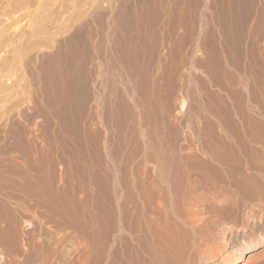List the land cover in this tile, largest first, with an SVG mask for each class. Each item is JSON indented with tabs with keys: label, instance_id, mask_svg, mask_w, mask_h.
Listing matches in <instances>:
<instances>
[{
	"label": "bare ground",
	"instance_id": "bare-ground-1",
	"mask_svg": "<svg viewBox=\"0 0 264 264\" xmlns=\"http://www.w3.org/2000/svg\"><path fill=\"white\" fill-rule=\"evenodd\" d=\"M255 19L247 30L221 24L224 45L212 29L198 32L183 65L160 60L152 75L145 65L137 83L127 84L130 92L106 66L94 72L91 91L80 84L76 92L78 108L68 123L72 139L42 145L26 141L20 129L13 132L18 140L1 152L17 157L7 174L0 172L10 187L0 197V264H231L236 258L264 264V12ZM133 52L131 62L139 55ZM67 71L64 82L71 78ZM56 87L48 94L62 112L70 94ZM181 94L186 107L176 112ZM56 150L61 173L52 166L59 162L53 160ZM27 212L38 219L36 234L19 227Z\"/></svg>",
	"mask_w": 264,
	"mask_h": 264
},
{
	"label": "rangeland",
	"instance_id": "rangeland-1",
	"mask_svg": "<svg viewBox=\"0 0 264 264\" xmlns=\"http://www.w3.org/2000/svg\"><path fill=\"white\" fill-rule=\"evenodd\" d=\"M138 1H139V3H138ZM174 1L173 0H154V1H152V0H148V1L147 0H141V1L140 0H131V2H130V0H0V100H1V102H0V130L2 129V131H0V161L2 162V163L0 162V164H2V165H0V168H1V166L3 167L2 170L0 169L1 174H3V173L7 174L6 173L7 171H5V168H6V170H8L10 165H12L13 163L16 162L14 158L17 157L16 156L17 154L16 155L6 154L7 150L5 148L7 143L14 142V141L18 140V138L15 136V133H13V132L19 131V129H20V132H22V131L24 132V133L22 132V134L25 136V139H27L26 141H28V140L29 141H35V142H38V144L40 142V144H42V145L44 143H46V141H52V140L58 141L60 139L61 140L67 139V137H68V139L73 138V134L71 133L72 129H70L71 126L70 127H68V126L70 123L72 124L74 113H75L76 109L78 108V101H75V100H78L77 97L80 96V94L76 93V92H79L78 90L80 88L79 87L80 84H83L84 87H85V84L87 87L90 86L87 89L91 91V85H89V82L92 81V77H94L95 73H97L96 75H98L99 73H102L104 71L103 68L105 69V66L107 67L105 71H109V72L111 71L110 74H112V76H114V79H116V80L119 79L118 85L120 86V88L123 89V86H124V89H123L124 92H128V91L130 92V87L128 88L127 84L130 86V82H133V81H134V83H137L136 81H138V79H139L138 73H142L143 72L142 70L145 71L146 67H147L146 70H148L149 73L151 72L150 75H152L156 72L155 69L158 70V63L160 60L164 62V61L169 59L171 61V65L176 62L177 64L175 63L174 66L172 65L174 68L175 67L177 68L180 65H183V63L186 61L185 60L186 56H184V55H187V52H188L190 46L194 43V39L199 33L202 36H204L206 32H210L213 30L218 41L221 43V45L222 44L224 45L225 41H226V38L224 36L225 27L222 26L221 24L224 25L227 23V26L234 27V29H235V27L239 28V26H240V29L247 30L250 27V25H248L249 20L255 22V20H256L255 18H257L258 13L264 12V7H263L264 6V0H246V1L245 0H234V1H232V0H229V1L228 0H226V1H223V0H195V1L194 0H174ZM220 1H222V2H220ZM238 1H240V2H238ZM251 1H253L252 2L253 5H252ZM152 2H154V4H152ZM224 2L226 5L224 4ZM226 2H228V3H226ZM234 2H236V3H234ZM163 3H164V5H163ZM219 3H220V5H219ZM199 4H201V5H199ZM234 4H236L237 6L235 5L236 7H234L233 8L234 10H233L232 6H234ZM148 5H150V7H148ZM229 5H232V6H229ZM184 7H187V8L185 9ZM248 8H250V9H248ZM214 9H216V10L214 11ZM152 10H154V11H152ZM138 11L140 13H138ZM233 11H234V13L235 12L236 13L228 16V14H229L228 12H233ZM103 12H105V13H103ZM106 12H107V14H106ZM132 12H134V13H132ZM247 12H249L248 13L249 15L251 14V16L248 15L249 18L251 17L250 19H247L248 16L243 18V16L247 15ZM161 13H162V15H161ZM129 14L130 15L132 14L133 16L132 15L130 16ZM150 14L154 15V16L151 17ZM184 14H186V15H184ZM222 14H223V16H222ZM120 15H121V17H120ZM126 15H127V18H126ZM97 16L100 19H98ZM159 16L162 18H160ZM178 17H180V18H178ZM229 17H231V18L229 19ZM236 17H237V19H236ZM156 18H158L159 20ZM94 19L97 21H95ZM130 20H132V21H130ZM244 21L245 22L248 21V22L246 24L245 23L243 24ZM55 22H57L58 24ZM173 22H174V24H172ZM215 22H217V23H215ZM100 24H101V26H100ZM140 24H142V25H140ZM165 24L167 26L168 25L169 26L167 27ZM185 24H186V26H185ZM239 24H241V25H239ZM131 25L133 26V28ZM243 25H245L244 28L242 27ZM146 26L148 28H150L152 31L149 30ZM175 26H177V27H175ZM51 27H53V28H51ZM126 27L128 28V30L126 29ZM186 27H187V29H186ZM85 28L88 30H86ZM75 29H76V31H75ZM210 29H212V30H210ZM121 31H123V32H121ZM136 31H137V33H136ZM118 32H120V33L118 34ZM125 32L128 34H126ZM142 32L144 33L143 36H142V34H143ZM150 33L151 34L155 33V34L151 35ZM125 34H126V36H125ZM177 34L179 37L177 36ZM99 35H101V36H99ZM131 36L134 38L132 39ZM141 36H142V38H141ZM144 36H146V37H144ZM188 36H190L191 38ZM192 36H193V38H192ZM82 38H85V39H82ZM101 38H102V40H101ZM152 38H155V39L152 40ZM165 38H167V39L165 40ZM74 39H75V41H74ZM141 39H143V40H141ZM159 39H161V40H159ZM122 40H123V42H122ZM145 41H146V43H145ZM46 42H48V43L46 44ZM115 42H116V44H115ZM140 42H143L144 44L140 43ZM172 42H174V43H172ZM118 43L120 45H118ZM176 43H177L178 47H176L177 46ZM152 44H154V45H152ZM73 45L76 47H74ZM125 45H128V46H125ZM80 46H81V48H80ZM145 46L147 48H144ZM154 46H158V47L154 48ZM85 47H86V49H85ZM67 49H69V50H67ZM182 49L183 50L185 49V50L183 51ZM131 50H133V51L135 50V52L137 51L136 54L140 55V56L136 55V58H134V60H136L137 62L136 61H134V62L130 61L131 59L133 60V57L132 58L130 57V56H132V55H130V53L132 54V52H133ZM90 51H92V52H90ZM122 51H124V53L126 51L127 52L124 55H122L123 54V53H121ZM144 51H146V53ZM56 52H58V53H56ZM135 52H133V54ZM75 53L78 55H75ZM73 54H74V56H73ZM97 54H100V55H97ZM171 54L173 56H170ZM179 54H180V56H179ZM85 56H86V58H85ZM121 56L124 58H122ZM137 56L139 57L138 60H137V58H138ZM118 57H119V59L117 60ZM171 57H172V60L170 59ZM69 58H71L72 60ZM73 58H74V60H73ZM156 58H158V59H156ZM45 60H47V61H45ZM49 60H50V63L48 64ZM43 62H45V64L47 66ZM154 62H156L157 64H155ZM62 63L65 65H63ZM68 63H70V64H68ZM105 63H106V65H104ZM131 63H132V65H131ZM152 63H154V64H152ZM135 64H137V65H135ZM84 65H85V67H84ZM113 65H115V66H113ZM134 65L136 67L134 70L135 73L133 71H131V69H130ZM145 65H148L149 67L148 66L145 67ZM60 66L63 69H61ZM124 67L125 68L127 67L126 68L127 70ZM138 68H140V69L138 70ZM148 68H150V70ZM66 70H68L67 71L68 75H66V76L67 77L71 76V78L68 77L69 83L73 82L74 86L71 85L72 83L69 84L67 82L68 81L67 79L64 82L66 77H65V75H63V73L65 74ZM95 70L96 71L98 70V71L96 72ZM118 70H120V71H118ZM48 72H50L52 76ZM75 72L77 74H74ZM47 73H48V76H46ZM130 73H131V75H130ZM33 74H34V77H33ZM132 74H134L136 76L134 77V75H132ZM72 75L73 76L75 75L73 77L74 80L72 79ZM76 75H77V78H76ZM130 76H132L133 78ZM52 77H54V78H52ZM56 77L59 81L56 79ZM48 78L50 79V81L48 80ZM80 78H82L81 80L84 82H82L81 80L79 81ZM53 79H55L54 80L55 82L53 81L54 84L51 85L53 83L52 82ZM76 79L78 82H81V83H77V81H75ZM46 80H47V82H46L47 85L45 83ZM56 82L59 85H57ZM122 82H123V84H122ZM48 83L50 84L51 87L52 86L56 87V85H57V87L60 86L58 88H60L62 91L65 92L64 94L66 95V97H67V94H70V97H69V95L67 97L69 99L67 109L64 108L65 111L63 110L64 112H67V115H66V113H63V111L61 112V110L58 109L59 106H57V108L54 107L52 100L50 99V96H49L50 91L53 90L54 88L52 87V89L50 90V87L48 88V86H49ZM66 83L68 84L69 87H67ZM70 85L73 88H70L71 87ZM75 85H77V86H75ZM63 86H64L65 90H64ZM74 87H76V89ZM125 87L128 89L126 90ZM70 89H71V91H70ZM72 89L75 92L74 91L72 92ZM191 89L192 90L196 89V91H197L199 89V83L192 80ZM69 91H70V93H68ZM74 93H76V94H74ZM73 95L76 98H74ZM135 95L137 96L138 93H135ZM181 96H182V94L178 96V98L176 99L175 104H174L176 107V108L174 107L176 112H180L181 110L185 109V107H186V105H184L185 104L184 97H181ZM48 99H50L49 103H48ZM182 105H184V106H182ZM75 107H76V109H75ZM56 111H58V112H56ZM59 111H60V114H59ZM58 116H61V117H58ZM57 117H58V119H57ZM65 117H66V119H64ZM61 118H63V119H61ZM69 118L70 119L72 118L71 119L72 121ZM40 120H42V121H40ZM27 122H29V123H27ZM1 123H3V124H1ZM36 123H37V125H36ZM64 123L66 126L64 125ZM5 124H6V126H5ZM2 127H4V128H2ZM21 128H22V130H21ZM46 128L50 129V130H48V132H47ZM43 129L45 130V132H43ZM7 130H9V131H7ZM29 134H30V136H29ZM31 137H33V138H31ZM50 137H51V139H50ZM47 138L49 140H47ZM12 139H14V140L12 141ZM5 141H7V142H5ZM3 149H4V151H6L5 154H3L4 153ZM1 152H3V153H1ZM58 154H59V151L57 152V150L52 153V155L54 156L53 160L55 162H58V159H59V162L55 163V165H52V166L57 169L58 173H61L62 170L64 169V163L62 161H60L61 158L57 157ZM54 158H56L57 160ZM56 165H57V167H56ZM2 171H3V173H2ZM0 179H1L0 180V197H1L2 192L7 191L8 189H10V187L8 185L9 184L8 180L7 181L5 180V179H7L6 177H3V180H2V176H0ZM32 213L33 212H27V214H24L25 216L22 217V220H21L20 225H19L21 231H23V232L35 231L37 229L35 226L37 224H35V223L38 222V219L35 217L34 213L33 214ZM29 217H30V219H29ZM36 233H38L37 230H36L35 234ZM64 235H61L60 238H62ZM44 249L46 250V248H44ZM263 256H260L258 259H260ZM263 259L261 258L260 261L261 262L263 261V263H264ZM243 261H244V259H242V258H236L234 260V262H232L231 264H240Z\"/></svg>",
	"mask_w": 264,
	"mask_h": 264
}]
</instances>
